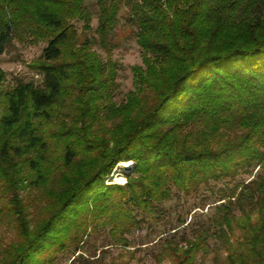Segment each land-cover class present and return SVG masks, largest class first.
I'll return each mask as SVG.
<instances>
[{
    "label": "trees",
    "instance_id": "1",
    "mask_svg": "<svg viewBox=\"0 0 264 264\" xmlns=\"http://www.w3.org/2000/svg\"><path fill=\"white\" fill-rule=\"evenodd\" d=\"M96 3L105 59L83 35L85 0H0V52L15 39L45 43L28 64L38 84L5 88L0 68V219L18 230L0 244V264L53 263L100 225L128 246L139 213L156 212L173 188L264 170V0ZM124 7L142 65L117 102L111 52ZM121 161L134 163L125 185L105 183ZM225 190L212 234L225 264H264V174ZM209 237L166 239L161 256L193 264Z\"/></svg>",
    "mask_w": 264,
    "mask_h": 264
},
{
    "label": "rangeland",
    "instance_id": "2",
    "mask_svg": "<svg viewBox=\"0 0 264 264\" xmlns=\"http://www.w3.org/2000/svg\"><path fill=\"white\" fill-rule=\"evenodd\" d=\"M97 0H85V5L92 12L91 28L83 32L95 42L93 48L105 59L106 53L97 43ZM128 10L124 7L120 12V23L114 31L113 40L116 47L111 52V58L117 64V89L114 99L121 102L126 93L133 88V71L135 65H142L141 48L137 45V27L126 22ZM78 31L82 32V22H75ZM82 35V36H83ZM45 43L31 44L14 40L2 52H0V68L7 74L5 88L14 84L16 79L25 81L34 80L40 82V77L30 68L29 63L37 59ZM125 162V161H121ZM129 162V161H126ZM116 164L112 172L104 178L107 184H119L124 186L127 175L130 173L133 162L129 166ZM256 168L251 174H239L234 179L223 181H210L202 184L197 191L185 192L173 188L171 199L158 205L157 211L138 215L139 224L130 228L126 233L129 245L116 244L110 235V226H97L87 230L88 235L83 238L79 246L57 254L53 263H48L45 258L43 264H173L170 255L161 256L160 243L171 239L184 243L183 240L193 239L198 234L208 232L207 251L198 253L193 264H225L226 252L220 240L212 236L217 231L214 218L217 215V204L222 190L231 188L237 183L249 181L258 172L264 174V170ZM120 179V180H119ZM38 191L33 190V197ZM26 197V191H22ZM31 196V197H32ZM30 212L38 213L35 208ZM236 213L238 211L236 210ZM15 223L9 217L0 219V244H7L18 238Z\"/></svg>",
    "mask_w": 264,
    "mask_h": 264
},
{
    "label": "bare ground",
    "instance_id": "3",
    "mask_svg": "<svg viewBox=\"0 0 264 264\" xmlns=\"http://www.w3.org/2000/svg\"><path fill=\"white\" fill-rule=\"evenodd\" d=\"M130 165V161L129 162H120L119 164H118V166H129ZM120 180V179H119Z\"/></svg>",
    "mask_w": 264,
    "mask_h": 264
}]
</instances>
